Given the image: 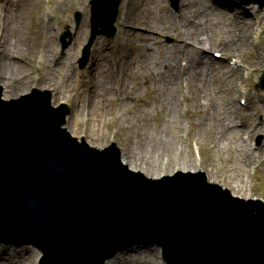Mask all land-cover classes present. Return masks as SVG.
<instances>
[{"label":"water","instance_id":"obj_1","mask_svg":"<svg viewBox=\"0 0 264 264\" xmlns=\"http://www.w3.org/2000/svg\"><path fill=\"white\" fill-rule=\"evenodd\" d=\"M120 2L92 1L82 68L96 35L116 33ZM2 94L0 85V242L35 246L39 264H102L135 244L160 247L167 264H264L263 200L232 195L203 171L149 177L116 142L98 148L72 135L69 106L54 107L49 91Z\"/></svg>","mask_w":264,"mask_h":264},{"label":"rangeland","instance_id":"obj_2","mask_svg":"<svg viewBox=\"0 0 264 264\" xmlns=\"http://www.w3.org/2000/svg\"><path fill=\"white\" fill-rule=\"evenodd\" d=\"M123 1L115 22L116 35L113 38L98 36L89 61L84 69H80L78 60L92 29L90 0H85L83 7L73 4L71 0H43L44 4L52 5L53 8L46 9L44 6L41 16L30 14L33 16L31 28L28 23L25 27L19 21L23 27L21 30L9 31L3 35L6 44L4 46L0 44V50L8 49L9 43H18L15 52L9 50L0 52V85L4 88V98L18 97L29 92L32 87L51 89L53 105L60 106L63 103L69 105L70 113L65 126L72 135L79 139L84 137L88 143L99 148L116 141L123 160L131 167L136 166L137 170L143 171L146 175L153 177L170 174L176 170H204L210 181L228 188L232 193L235 191L237 196L264 199V167L256 169V164L242 161V149L255 154L264 152V89L258 87L260 76L264 72V60L257 64L251 76L247 68L248 61L257 60L259 50L264 47V11L260 10L257 4L246 6L239 0H200V4L207 9L205 14L214 18L211 20L216 24H223L228 28L229 23L244 20L251 42L246 48L236 51L240 64L234 65V61H231L229 66L234 71L239 68L240 75L249 79L247 86H239L244 92L237 98L234 108L237 111L235 122L239 124L241 121L244 122V125H238L241 136L232 138L233 143L229 144L223 136L214 137L220 132L215 127H190L187 112L195 110L196 104L193 100L195 90L186 87V82L181 93H176L173 89L175 95L169 92L167 94L169 99L164 96L148 104H144L146 100L134 101L130 94H126L123 97L124 105L116 103V106L122 108L113 116L110 124L105 122L107 114L104 110L109 106L103 101L104 86L108 80L107 68L112 70L113 77H118L117 73H120L123 79L126 76L122 72L123 65L128 62V56L132 58L134 56L133 52L129 54V51H123L126 56L120 59L118 57L117 43L121 36H125L119 22L123 13ZM7 2L10 3V0H0V12L9 9ZM145 2L146 0H140L141 4ZM181 4L182 0H178V8H175L171 6L170 0H153L151 7L153 15L161 16L167 11L175 16L181 11ZM76 11H81L82 19L80 27L75 31ZM179 18H175L173 22L181 26L184 23H180ZM8 20L7 23H10ZM0 21L1 40L4 32L1 24L4 18L0 17ZM44 21H53L55 35L53 46L35 48L32 44V29L38 22ZM68 29L76 36L69 49L63 54L60 38ZM154 36L161 41L152 45L149 51L150 62L156 60L155 50H158L161 43H164L166 50L169 51L175 48L176 43L175 36L171 34L156 32ZM137 42H139L137 38L130 40L131 44ZM211 54L214 59H221L214 55L215 51ZM180 63L181 65L184 63L183 58ZM217 63L221 61L218 60ZM93 67L96 76L98 73L103 80L97 83L96 90L94 89L98 99L92 95ZM162 69L165 73L168 71L167 66ZM49 71L52 72L51 75L47 74ZM143 82L144 79H141V85ZM207 86L213 91L215 83L211 81ZM145 88V85H142L139 94L146 92ZM200 91L202 95L204 88ZM112 97L116 98L114 95ZM224 99V96H219L217 102L224 104ZM219 109L220 106L217 104V108L212 107L210 112L222 113ZM160 111H162L161 116H159ZM204 128L206 131L203 130ZM191 130L194 137H191ZM209 137H212L211 141ZM259 137H262V143L257 146ZM211 145H216L215 151ZM235 146L242 149L237 150ZM231 147L233 154L230 155L234 158L233 169L241 170L242 183L238 182L239 177H231L234 170L230 168L225 170L224 174H214L211 171L209 161L213 159L215 164L223 166L222 159L228 156ZM239 184L243 185V188H239ZM0 253V264H38L42 255L37 248L27 244L14 246L0 243ZM103 264H165V262L158 249L136 246L117 253Z\"/></svg>","mask_w":264,"mask_h":264},{"label":"bare ground","instance_id":"obj_3","mask_svg":"<svg viewBox=\"0 0 264 264\" xmlns=\"http://www.w3.org/2000/svg\"><path fill=\"white\" fill-rule=\"evenodd\" d=\"M71 1L73 4L81 5L82 7L85 2V0ZM152 1L146 0L145 3H142L143 5L140 3V0L123 1V13L121 18H119V22L125 36H121L117 43L118 57L120 59L126 56L123 54V51H129V54L133 52L134 56L133 58L128 56V62L123 65L124 70L122 72L126 74L123 79H121L120 73H117L118 77H113L112 70L109 67L107 68L106 78L108 80L104 86L103 101L109 106L104 110V113L106 112L107 114H105L107 117L105 122L110 124L113 116L122 108V106H116V103L119 102L124 105L123 97L126 94H130L134 101L146 100L144 104H148L167 96L169 92L173 95H175V92L181 93L184 82H186V87L195 90L193 98L196 104L195 110L187 112L190 127H215L220 132L218 136L214 137L223 136L229 141V144H232V138H239L241 136L238 125L244 124L242 121L240 124L235 122L237 111L234 108L236 101L240 94L244 92V89H239V86H247L249 79L240 75L239 68L234 71L229 66L233 59H236L235 63L239 64L236 51L244 49L251 44L247 34L248 30L245 29V21L241 20L237 23L235 21L229 23L228 28L223 24H216L211 20L214 18L205 14L207 9H204L200 4V0H182L181 11L175 16L167 11L164 12V15L157 16L153 15ZM7 3L9 9L3 11V13L0 12V17L4 18V22L1 24L4 30L2 39L0 40L2 46L6 44L4 41L5 36H3L5 33L21 30L22 26L27 27V23L31 28L33 16L30 14L41 16L44 6L46 9L53 8L52 5L44 4L43 0H10V3ZM177 17H180L179 22L184 23L183 25L179 26L173 22ZM7 20L10 23H7ZM19 21L22 23V26ZM52 22H38L34 29H32L33 47L53 46L55 35L53 34ZM156 32L175 36V48L170 51L166 50V45L161 43L158 50H155L157 53L156 60L150 62L149 51L152 45L161 41L158 37L154 36ZM257 35L256 33V37ZM135 38L139 42L131 44L130 40ZM8 46V49L2 48L0 52L5 50L15 52L18 49V43H9ZM213 51L220 53L225 59H214L211 54ZM258 54L259 56H256L257 60L248 61L247 63V68L250 71L249 75H252L255 72L257 64L264 60V47L259 50ZM177 55H180V57H176ZM181 58L184 60L182 65L180 63ZM218 60L221 63H217ZM166 66L168 67V71L165 73L162 68ZM91 73L94 85L92 95L98 99L94 89L96 90L97 83L103 82V80L98 73V76H96L94 67L91 69ZM47 74L51 75L52 72L49 71ZM141 79H144L142 85H145L146 92L139 94L142 88ZM211 81L215 83L213 91L210 87L207 88V85ZM202 88H204V91L200 95V89ZM113 95L116 98H113ZM146 95L150 96V98L148 96L145 97ZM219 96H224V104L217 102ZM167 99H169L168 96ZM217 104L220 106L222 113L215 111L212 114L210 112L211 108H217ZM161 112H159V116H161ZM112 121L114 122L115 120L113 119ZM203 130L206 131L205 128ZM191 137H194L192 130ZM209 139L211 141L212 137H209ZM211 147L215 151L216 145H211ZM235 148L237 150L242 149L239 146H235ZM229 149L228 156L222 159L223 166L215 164L213 159L209 161L211 171L214 174H224V171L228 170V168L234 170V166L232 165L234 158L230 155L233 154V148ZM257 150H260V148H257ZM242 156V161L256 164V169L264 167V158H262L264 152L255 154L254 152L242 149ZM131 168L135 171H141L137 170L136 166ZM235 176L239 177L238 182H243L241 170H234L231 177L235 178ZM238 186L239 188H243V185L239 184ZM235 194L237 193L234 191L232 195ZM136 246L146 247L149 244H135L118 253L128 251L130 248Z\"/></svg>","mask_w":264,"mask_h":264}]
</instances>
